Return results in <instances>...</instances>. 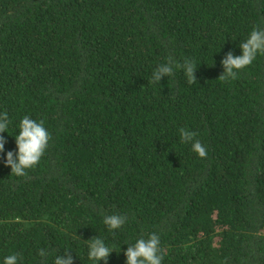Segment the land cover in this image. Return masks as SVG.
Masks as SVG:
<instances>
[{
    "label": "trees",
    "instance_id": "obj_1",
    "mask_svg": "<svg viewBox=\"0 0 264 264\" xmlns=\"http://www.w3.org/2000/svg\"><path fill=\"white\" fill-rule=\"evenodd\" d=\"M264 28V0H0V264H106L150 233L162 264H264V54L221 81ZM196 64L197 83L176 67ZM172 62V76L152 73ZM50 140L26 176L5 154L25 116ZM196 133L200 158L179 129ZM126 223L109 230L103 217ZM44 249L46 256H40Z\"/></svg>",
    "mask_w": 264,
    "mask_h": 264
},
{
    "label": "clouds",
    "instance_id": "obj_2",
    "mask_svg": "<svg viewBox=\"0 0 264 264\" xmlns=\"http://www.w3.org/2000/svg\"><path fill=\"white\" fill-rule=\"evenodd\" d=\"M241 54L233 55L231 51L225 53L221 60L223 72L218 76L221 81L233 80L239 70L252 64L258 54H264V28H253L248 38L240 45ZM183 70L189 84L197 83L195 70L197 64L190 58L177 64ZM174 75L172 62L159 65L152 73L153 82H159L162 77ZM9 120L7 113H0V133L5 132ZM180 140L183 143H191L192 150L200 157L206 158L207 149L195 139L196 133L184 127L179 129ZM50 133L44 127V122L25 115L19 122V131L15 135L16 151H8L5 154L4 163L11 168V174L26 176L27 169L39 164L50 140ZM5 137L0 135V152L4 151ZM103 223L109 230L120 229L126 223V217L120 214H111L103 217ZM88 258L95 262L103 260L105 264L109 254L113 251L101 238L93 236L88 243ZM160 239L156 233H150L147 238H138L134 244L129 245L124 253L126 264H162L160 254ZM40 256H46L44 249L39 250ZM18 255L10 254L4 257L3 264H18ZM54 264H73L72 255L65 250L63 255H57Z\"/></svg>",
    "mask_w": 264,
    "mask_h": 264
}]
</instances>
